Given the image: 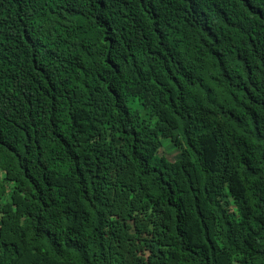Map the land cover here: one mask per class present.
<instances>
[{
	"label": "trees",
	"instance_id": "16d2710c",
	"mask_svg": "<svg viewBox=\"0 0 264 264\" xmlns=\"http://www.w3.org/2000/svg\"><path fill=\"white\" fill-rule=\"evenodd\" d=\"M0 264H264V0H0Z\"/></svg>",
	"mask_w": 264,
	"mask_h": 264
},
{
	"label": "rangeland",
	"instance_id": "374dc122",
	"mask_svg": "<svg viewBox=\"0 0 264 264\" xmlns=\"http://www.w3.org/2000/svg\"><path fill=\"white\" fill-rule=\"evenodd\" d=\"M174 146H172V144H166L165 148H164V151H163V154H166L168 157H175L178 152L174 150Z\"/></svg>",
	"mask_w": 264,
	"mask_h": 264
}]
</instances>
